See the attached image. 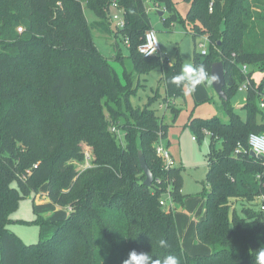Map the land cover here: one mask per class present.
<instances>
[{
	"label": "trees",
	"instance_id": "16d2710c",
	"mask_svg": "<svg viewBox=\"0 0 264 264\" xmlns=\"http://www.w3.org/2000/svg\"><path fill=\"white\" fill-rule=\"evenodd\" d=\"M113 1L124 21L114 38L127 41L134 72L159 67L164 101L182 96L183 86L171 83L181 73L179 59L169 64L137 50L152 29L145 3L162 6L163 24L169 25L178 21L171 0H0V264H124L132 251L148 253L153 261L173 255L179 264H256L264 248L257 201L264 197V157L250 156L248 138L264 136V109L258 105L264 90V0H184L191 3L185 19L190 34L208 40L207 55L194 52L192 65L210 73L213 63L222 62L228 98L222 102L227 122L213 117L191 123L209 137L205 217L196 224L198 241L211 248L208 256L182 251L174 209L160 205L168 196L176 203L184 199L180 170H165L155 153L168 134L151 108L160 95L131 108L126 99L132 86L118 82L95 45L94 31L112 36ZM85 9L95 22L88 23ZM72 60L84 62L88 71L76 73ZM243 65L261 73L258 82L249 68L242 73ZM246 79L242 117L230 99ZM24 80L38 90L22 89ZM34 96L49 100L55 120L32 107ZM111 127L122 132V140ZM83 145L90 148L88 167ZM138 151L152 172L151 187L143 185ZM43 184L52 203L71 211L50 239L24 245L8 229L10 216ZM233 202L243 217L230 213Z\"/></svg>",
	"mask_w": 264,
	"mask_h": 264
},
{
	"label": "rangeland",
	"instance_id": "374dc122",
	"mask_svg": "<svg viewBox=\"0 0 264 264\" xmlns=\"http://www.w3.org/2000/svg\"><path fill=\"white\" fill-rule=\"evenodd\" d=\"M171 2L177 14L178 21L169 23V25L163 24V19L167 18L166 13L163 17H159L158 15V12H163L162 6L158 8L149 1L145 3V6L151 28L156 34L160 47V59L171 64L178 58L182 72V68L186 63L192 64L194 52L199 54V45L204 44L205 39L202 37L193 39L190 34L192 32L185 22L191 3L185 2L184 0H171ZM250 3L252 4L253 2L250 1ZM58 4H56L57 7ZM109 9V22L110 28L113 31V38L94 31L93 38L95 45L98 51L108 60L118 82L124 87L132 86V92L126 99L131 108L136 109L142 107L147 103L148 98L155 97L157 94L158 96L160 95V99L155 100L151 108L156 112L158 117L162 116L164 124L168 126V137L164 141H170L169 152L173 155L172 163L174 162L175 167L180 170V192L185 194L188 199H197L203 195L205 187L204 183L207 173L206 155L208 153L209 137L204 133L200 135L194 131L191 123L203 122L213 117L227 122L228 118L223 109L222 101L212 89L211 84L205 82L198 86L195 92L191 94L183 87L182 96L176 100H172L169 106H166L164 104V88L158 82L162 75L161 69L156 67L148 73H141L139 75L134 72L133 59L130 57L122 37L114 38V31H117L116 24L122 20V11L118 6L113 4L110 5ZM84 15L88 23L96 21V17L87 9L84 10ZM114 16L117 17L116 20L113 18ZM223 28L224 23L220 25V30L222 31ZM116 46L119 47L118 50ZM204 46L207 47L206 43ZM71 63L75 65L76 73L88 71L87 65L81 60H72ZM248 68L254 74L253 79L258 82L261 73L253 66ZM29 87H31L29 82L24 80L21 84L22 89L38 90V88ZM245 96L246 92L237 91L230 99V106L234 109V112L242 117L245 116V110L243 109ZM29 99L34 109H42L47 115H52V120H55V109L49 104V100L39 96H34V98L30 97ZM122 103L125 107L126 101L124 99H122ZM111 107L115 108V106ZM172 109L176 111L175 119ZM104 118L108 119L106 111L104 112ZM120 122L123 124L124 120L122 119ZM192 137L196 139L193 140ZM83 147L85 149L84 151L89 153L88 150L90 148L86 145H83ZM70 163L76 165L77 170L79 169V165L76 164L78 163L77 161L72 160ZM165 200L167 206L170 205L173 209L178 205V203L171 199L169 202L166 198ZM232 205L230 213L234 211L243 217L240 213V205L235 202ZM30 207H32L30 202L22 201L17 210L11 215L10 219L13 223L8 227L24 245L37 244L41 240V227L32 223L34 219Z\"/></svg>",
	"mask_w": 264,
	"mask_h": 264
},
{
	"label": "crops",
	"instance_id": "0c3cea01",
	"mask_svg": "<svg viewBox=\"0 0 264 264\" xmlns=\"http://www.w3.org/2000/svg\"><path fill=\"white\" fill-rule=\"evenodd\" d=\"M159 118L163 122L162 116H159ZM162 144L165 145L166 149L168 148L167 151L173 161V155L169 152L170 141L166 140L165 142L162 140ZM173 165V167H175V164ZM205 190H208L206 186L204 187L203 191ZM47 193V184H43L36 193L30 194L19 203V206L22 201H27L32 204V207H30V209H32L34 219L32 223L41 227L40 241H46L50 239L55 234L57 225L65 221L69 215V208L66 206H58L52 203L48 199ZM182 195L184 196V199L181 203H178V205H176L177 207L173 210L176 229L180 237L181 249L188 256H208L211 254V248L201 244L198 241L196 234V224L205 217V199L203 195L197 199H188L185 194ZM12 223L13 222L11 220V222L8 224V227Z\"/></svg>",
	"mask_w": 264,
	"mask_h": 264
},
{
	"label": "built area",
	"instance_id": "2783aa9c",
	"mask_svg": "<svg viewBox=\"0 0 264 264\" xmlns=\"http://www.w3.org/2000/svg\"><path fill=\"white\" fill-rule=\"evenodd\" d=\"M112 4L115 6H118L115 1H113ZM113 18L115 20L117 19L116 16H114ZM123 27H124V21L122 18V20L116 24V29L119 30V29H122ZM17 31L19 33H21L22 28H18ZM204 39H205V43H206L207 47L204 46L205 43L199 45V48H200L199 55L202 57L206 56L208 53V40H207V38H204ZM124 43L127 47L128 46L127 41H124ZM137 50H138V53L141 56H143L144 58L160 56V47H159V44H158V41L156 38V34L153 31V29H150L145 33L143 42L141 45L138 46ZM241 71L244 75H247L248 67L246 65H243L241 67ZM249 86H250V82L248 81V79H246L243 83L240 84V86L238 87V91L246 92ZM170 102L164 101V104H166V106H169ZM258 105H259V108L261 110L264 109V90L262 92V95L260 96V100H259ZM110 132L113 134H116L118 136V138L120 140H122L123 134L120 130H117L115 127H111ZM192 139L195 140V137H192ZM161 141L162 140L159 139L158 143H156L155 153H156L157 157L162 160L165 170H168L169 168L173 167V163H172L171 157H170L165 145L162 144ZM248 147H249V150H248L249 153L252 152L256 156L264 157V136L261 134H250L249 138H248ZM238 149H240V146H238ZM90 160L91 159L89 157V154L85 153V166L84 167H88ZM166 199L169 202V200H170L169 196ZM257 201H258V210L264 214V197L258 198ZM160 205L166 206L167 205L166 200L164 199V200L160 201ZM68 210H69V212L71 211V209H68Z\"/></svg>",
	"mask_w": 264,
	"mask_h": 264
},
{
	"label": "clouds",
	"instance_id": "9594fccd",
	"mask_svg": "<svg viewBox=\"0 0 264 264\" xmlns=\"http://www.w3.org/2000/svg\"><path fill=\"white\" fill-rule=\"evenodd\" d=\"M218 80L216 75H210L209 71L204 65L193 66L191 63H186L182 72L179 75L172 77L171 83L179 86H183L187 89L188 93L195 92L196 88L201 84L207 82L208 84H214ZM161 247L165 246V241L160 240ZM124 264H179L177 257L168 255L164 257L162 261H153L152 257L148 253L132 251L129 253L128 259ZM256 264H264V248L258 251L256 257Z\"/></svg>",
	"mask_w": 264,
	"mask_h": 264
},
{
	"label": "water",
	"instance_id": "95a60500",
	"mask_svg": "<svg viewBox=\"0 0 264 264\" xmlns=\"http://www.w3.org/2000/svg\"><path fill=\"white\" fill-rule=\"evenodd\" d=\"M159 17L163 16V12H158ZM210 75H216L218 77V80L216 83L211 84L212 89L214 90V92L216 93V95L218 96V98L222 101V102H227L228 98L225 94L224 88L226 86V81H225V70H224V65L222 62H215L212 64L211 66V70H210ZM250 156L257 158V159H262V156H256L254 153L250 152L249 153ZM138 163H139V167L142 170L144 176H145V180L143 182V185L146 187H151L153 184V175L152 172L150 171L146 160L142 154L141 151H138Z\"/></svg>",
	"mask_w": 264,
	"mask_h": 264
}]
</instances>
